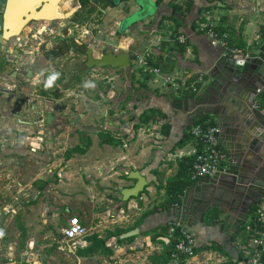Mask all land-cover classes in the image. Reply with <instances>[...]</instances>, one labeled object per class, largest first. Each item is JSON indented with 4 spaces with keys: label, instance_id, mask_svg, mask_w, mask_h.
Returning <instances> with one entry per match:
<instances>
[{
    "label": "crops",
    "instance_id": "0c3cea01",
    "mask_svg": "<svg viewBox=\"0 0 264 264\" xmlns=\"http://www.w3.org/2000/svg\"><path fill=\"white\" fill-rule=\"evenodd\" d=\"M27 1L0 0V33L4 23L13 32L0 40V264H154L169 244L172 250L167 222L182 221L185 188L204 178L179 167L194 147L190 128L202 116L217 125L205 71L226 51L194 29L210 16L246 53L264 38V0H173L182 8L172 17V0H148L149 14L121 34L124 12L109 10L108 0H90V14L78 0ZM44 28L37 40L36 30ZM180 34L185 43L177 41ZM105 42L115 54H131V63L133 52L150 50L152 62L171 68L160 69L182 88L154 84L134 62L131 69L87 67L85 51L98 57L108 50H101ZM58 44L68 51L47 58ZM197 74L205 77L192 91ZM223 137L221 148L235 152L237 142ZM78 147L83 151H73ZM178 151L184 155L171 158ZM227 166L228 159L221 163ZM137 180L145 182L142 191L125 198ZM168 183H183L176 202L166 197ZM71 216L87 229L75 248L61 233ZM207 218L201 223L192 213L182 221L194 238L190 262L206 264L209 256L236 264L250 240L245 223L234 232ZM92 236L108 251L82 255Z\"/></svg>",
    "mask_w": 264,
    "mask_h": 264
},
{
    "label": "water",
    "instance_id": "95a60500",
    "mask_svg": "<svg viewBox=\"0 0 264 264\" xmlns=\"http://www.w3.org/2000/svg\"><path fill=\"white\" fill-rule=\"evenodd\" d=\"M44 1L48 0L27 2L37 5ZM147 2L108 0L109 10L124 12L118 34L149 14ZM3 28L0 40L13 34L6 23ZM101 46V50H108L102 51L98 57L92 55L91 49L85 51L87 67L131 69V54H115L113 47L106 42ZM246 51L236 55L222 53L205 71L208 78L205 95L217 109L219 144H222L223 135H230L237 142L236 151L231 152L223 144L227 150L228 166L218 167L212 176L185 188L182 206L178 209L182 221L194 213L201 223L208 217L211 225L235 232L244 225L253 206L264 197V113L256 101L264 89V38L249 44ZM161 69L169 71L171 68ZM137 181L135 186L123 192L125 198L137 196L142 191L145 182Z\"/></svg>",
    "mask_w": 264,
    "mask_h": 264
},
{
    "label": "built area",
    "instance_id": "2783aa9c",
    "mask_svg": "<svg viewBox=\"0 0 264 264\" xmlns=\"http://www.w3.org/2000/svg\"><path fill=\"white\" fill-rule=\"evenodd\" d=\"M195 30L206 34L212 45L224 47L225 53L232 55L240 53L237 47L230 44L228 33L223 30H218L212 17L206 16L205 20L199 23ZM47 32V28L36 30L34 37L40 40L42 35ZM185 39V36L182 34L177 37L179 43H185ZM152 61V54L148 49L133 52V62L137 69L142 74L149 76L154 84L161 83V86L172 89L182 88L178 78L162 72ZM204 77L203 74H197L192 80L190 89L197 91ZM262 112L264 113V110ZM218 131L219 128L215 124L207 122H195L192 124L190 135L194 139V147L189 153L192 157V163L189 168L192 179L212 176L218 167L221 166V163L227 160V154L221 148L218 141ZM183 155L184 153L178 151L170 156L171 158H180ZM245 228L250 233V240L246 246H242V254L236 264H264V198L254 206L251 220H246ZM167 229L169 235L173 237L169 264H180V261H185V264H194L190 262V258L195 253L193 235L187 230L179 218L169 220L167 222ZM86 232L87 229L80 223L76 216L69 217L66 225L61 229L66 243L71 248L79 245V241H81ZM205 261L207 262L206 264H216L211 261V257L209 256L205 257ZM218 263L227 264L223 261H219Z\"/></svg>",
    "mask_w": 264,
    "mask_h": 264
},
{
    "label": "trees",
    "instance_id": "16d2710c",
    "mask_svg": "<svg viewBox=\"0 0 264 264\" xmlns=\"http://www.w3.org/2000/svg\"><path fill=\"white\" fill-rule=\"evenodd\" d=\"M161 0H156V3H159ZM79 4H80V7H79V10L80 9H85V11L90 14L93 10H94V5L91 4L90 0H78ZM170 7H171V14L169 17H172V14H174L175 12L181 10L182 6L181 5H178L176 3L173 2V0L170 2ZM188 7V5L184 6V8ZM78 15V11H77V14ZM163 24V19H160L159 21V27H161ZM217 28L218 30H223L225 31V29H222L220 25L217 24ZM263 29V28H262ZM231 44V42H230ZM236 47V46H235ZM69 49V46H67L66 44H58V46L51 50V51H46L45 52V56L47 58H55L57 56H60L62 54H64L65 52H67ZM258 107H260L261 109H264V91L261 93V96L259 98V102H258ZM149 117H146L143 116L142 117V121L145 122L148 120ZM206 120L205 117H200L197 119V122H201V123H204V121ZM107 135V134H106ZM101 136H105L103 133H101ZM182 144V143H180ZM73 151H77V152H81L83 151L82 148H74ZM191 163H192V157L188 156V157H185L183 158L182 160V165L180 164L179 167H180V170L182 169L183 171H181L182 173H185V172H188L189 171V168L191 166ZM180 177V172H179V175ZM175 180H173V182H175ZM167 191H166V197L169 201V203L171 202H176L178 201V196L179 194L182 193V190H183V183L180 184L179 186L177 184H172V183H168L167 186ZM20 229H21V235L24 236L25 232H24V229L22 226H20ZM108 235H114V232H109ZM90 240H91V245L82 253V255H86V254H89V253H94L97 251V248H101V250H103L104 252H107L108 251V248H106L104 246V240L102 239H98L96 238V236H92L90 237ZM119 240V239H117ZM170 244L169 246L166 247V250L164 252L163 255H159L157 257H155L153 259V263L154 264H164L165 262H167L169 260V253H170ZM17 264H21V263H17Z\"/></svg>",
    "mask_w": 264,
    "mask_h": 264
},
{
    "label": "rangeland",
    "instance_id": "374dc122",
    "mask_svg": "<svg viewBox=\"0 0 264 264\" xmlns=\"http://www.w3.org/2000/svg\"><path fill=\"white\" fill-rule=\"evenodd\" d=\"M84 21H86V19H85ZM73 29H74V28H73ZM73 29H72V32H73L72 38L76 37V35H77V32H74ZM157 85H158V86H161V83H159V84H157Z\"/></svg>",
    "mask_w": 264,
    "mask_h": 264
},
{
    "label": "bare ground",
    "instance_id": "6f19581e",
    "mask_svg": "<svg viewBox=\"0 0 264 264\" xmlns=\"http://www.w3.org/2000/svg\"><path fill=\"white\" fill-rule=\"evenodd\" d=\"M47 26V25H46ZM49 27V26H48ZM194 31H195V29H194ZM204 34V33H203ZM92 48V47H91ZM225 162V161H224ZM185 225V224H184Z\"/></svg>",
    "mask_w": 264,
    "mask_h": 264
}]
</instances>
